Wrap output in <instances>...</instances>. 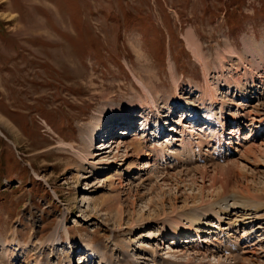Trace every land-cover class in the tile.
<instances>
[{"label": "rangeland", "instance_id": "1", "mask_svg": "<svg viewBox=\"0 0 264 264\" xmlns=\"http://www.w3.org/2000/svg\"><path fill=\"white\" fill-rule=\"evenodd\" d=\"M189 29L208 61L206 77L217 97L212 102L204 95L202 65L184 40ZM226 43L244 61L223 52ZM260 50L262 57L256 58ZM218 51L225 56L223 67ZM263 67L264 0H0V264L13 252L22 256L11 262L25 264V249L32 253L31 264H164L165 258L173 264H264V219L246 220L243 208L210 212L218 209L213 204L218 199L232 203L239 183L249 184L264 202V119L261 128L249 125L264 115ZM135 78L149 87L156 107L148 108ZM132 111L136 116L130 120ZM231 116L242 127L234 141L242 140L218 159L208 138L218 129L217 118ZM159 118L163 128L158 129ZM92 133L89 159L83 162L76 151ZM139 138L174 153L166 147L160 157L149 158L113 148L117 141ZM109 139L114 144L104 148ZM182 140L192 142L187 151ZM247 146L253 148L245 154ZM200 156L203 160H196ZM214 165L216 194L206 190L202 203L201 196L188 197L192 192L184 183L175 205L158 200V185L173 182L177 174L186 181L194 175L199 183V168L211 174ZM170 185H163L167 197ZM138 193L143 200L133 211ZM116 197L124 207L122 217ZM106 203L112 209L105 210ZM190 215L201 218L198 229H207L210 218V230L225 236L217 245L213 232L181 231L178 247L184 253L176 255L169 250L175 244L168 243L175 227L171 219L179 218L184 227ZM199 239L208 250L195 245Z\"/></svg>", "mask_w": 264, "mask_h": 264}, {"label": "bare ground", "instance_id": "2", "mask_svg": "<svg viewBox=\"0 0 264 264\" xmlns=\"http://www.w3.org/2000/svg\"><path fill=\"white\" fill-rule=\"evenodd\" d=\"M8 17V19H10V15H7ZM184 40H185V43H186V46H187V48L191 51V53H192V55L194 56V58L202 65V68H203V72H204V75H205V78H206V80H205V82L207 83V85H206V91L204 92V95H205V97L207 96V98L210 100V102H212L213 100H216L217 99V97H216V93H215V89H213L209 84H208V81H207V77H206V72H205V69H206V64H207V62L208 61H206V57H205V55L203 54V52H202V48H201V44H200V42L198 41V38L196 37V35H195V33L193 32V30H187V32L185 33V35H184ZM256 46V45H255ZM255 48V47H254ZM258 48V47H257ZM247 49H251L250 47L249 48H247ZM256 50V49H255ZM223 52H227V53H229V54H231V56H235V57H237L240 61H244V59H243V56L242 55H240L229 43H226V46H225V48L223 49ZM248 52V51H247ZM259 53H257V54H254L255 56H257L256 58H260V57H262L261 56V54H262V52H261V50L260 51H258ZM251 53V55L253 54V52L251 51L250 52ZM216 58H217V60H218V63L220 64V66L221 67H223L224 65H223V60L225 59V56L223 55V53L222 52H217V54H216ZM256 58H254V59H256ZM262 61V60H261ZM247 68H246V66H245V70H246ZM248 69H249V67H248ZM263 70H264V67H263ZM263 72H259V74L257 75V77H259V79H261L260 77H262V74ZM244 74H245V71H244ZM246 75V74H245ZM136 79V81H137V83H138V85H139V87H140V89L142 90V92L144 93V97H145V100H146V103H147V106H148V108L149 107H156L157 105H156V101L154 100V96H153V94H152V92L149 90V87L143 82V81H141V80H139V79H137V78H135ZM238 80V79H237ZM236 80V82L238 83V81ZM255 79H252V76H251V86H252V88L254 87V86H256L255 85V81H254ZM259 81H261V80H259ZM244 98V97H243ZM168 103V102H167ZM170 107V106H169ZM134 108V107H133ZM117 110L116 109H112L111 110V113H113L112 115H115V112H116ZM157 112H159V111H157ZM167 113H169V111L167 112ZM248 115V114H247ZM255 115H257V114H255ZM128 117V119H130V120H132V118L133 117H135L136 115H134L133 114V111H132V113H130L129 115H127ZM167 116H165V118H166ZM196 117H198V114L196 113V111H194L193 112V114H192V117L191 118H196ZM244 117V116H243ZM146 118V117H145ZM144 118V119H145ZM190 118V119H191ZM246 118H249V117H246ZM263 119H264V115H261V116H259V117H253L251 120H254V122H249V125H252L255 129H257L259 126H258V123H260V124H263ZM159 121H158V123H157V127H158V129L159 128H163V126H162V123H161V118H159L158 119ZM114 120H112V121H110V123H115L116 121H114ZM129 121V120H128ZM145 123H144V127L143 128H147L149 125H148V120L147 119H145V120H143ZM211 121V120H210ZM213 121V120H212ZM230 122L232 125H230V127H229V130H228V132H227V134L226 133H223L224 132V126H226L225 124H228L227 122ZM228 121H224L223 119H220V118H217L216 119V122H215V124H213V125H216V126H218L219 127V130L218 131H216V134H214L215 133V130H214V128L212 129V136H213V138H208V141L209 140H213V142L210 144V145H213V150L211 151L213 154H217V156H219V157H225L226 155L225 154H228V153H224V152H228L229 150H231V152L233 151H235L234 149H233V147H232V144H239V143H241L240 141L242 140H240L239 142H237V140H235L234 141V135H237V137L236 138H238V135H239V133H240V130L242 129V127L240 126V123H239V120L236 118L235 119V117L234 116H231V118L229 117V120ZM249 121V120H248ZM124 122V121H123ZM207 122V121H206ZM118 123H121V121L120 122H118ZM129 124L131 123V121H129L128 122ZM208 123H210V122H208ZM124 124V123H123ZM117 125V124H116ZM148 125V126H147ZM114 126V125H113ZM215 126V127H216ZM263 126V125H262ZM262 126H260L259 128H261ZM110 127V126H109ZM109 129H111V128H109ZM168 130V129H167ZM122 131H125L126 132V130H122ZM264 131V130H263ZM112 131H110L109 130V133H111ZM211 132V131H210ZM248 132V131H247ZM252 132V131H251ZM229 134V135H228ZM148 136V135H147ZM156 136V135H155ZM250 138H253L252 136H254L253 135V133H250ZM94 137V135H93V133H92V135H89V136H87V138H85L86 140H85V148L84 149H82V150H80V149H78L77 151H76V153H77V156L83 161V162H87L88 161V155H90V152L88 151V149L87 148H89L90 147V145L92 144V138ZM248 137V135L246 136V137H242L243 139L244 138H247ZM145 138V137H144ZM249 138V137H248ZM247 138V139H248ZM130 140V141H129ZM128 141L129 142H127V141H117V144H116V146L114 147L113 146V148L116 150V149H119L120 148V146H122L123 147V153H124V155H128V153L130 152V153H136V155H138L139 153H144L145 154V156H149V158H151L153 155H154V157H156V156H158L159 155V157H160V155H163V150H164V148H168V149H170V152H172V153H174L173 152V148H170V147H168V146H163L162 144L160 145V147H157L156 145H152L151 147L150 146H147V144H146V142H145V140L146 139H143V138H139V139H134V140H131V139H129ZM252 140V139H251ZM250 140V141H251ZM108 141H111L110 142V144H108V145H105V147L104 148H106V147H111L112 146V144H114V141L112 140V139H109ZM154 141H155V139H154ZM165 141V140H164ZM249 141V142H250ZM60 143H62V145L63 144H65V142H60ZM153 143V142H152ZM181 143V146H182V149L183 150H185V151H187V148L189 147V146H191V141H187V142H185V141H181L180 142ZM193 143H194V141H193ZM195 143H198V144H200V141L198 140V141H196ZM248 143V142H247ZM120 144H122V145H120ZM154 144V143H153ZM156 144V143H155ZM151 145V144H150ZM196 145V144H195ZM248 145V144H247ZM253 145V144H252ZM72 146V145H71ZM122 147H121V149H122ZM200 147V146H199ZM192 148H193V146H192ZM192 148H190V149H192ZM253 148V147H252ZM250 146H247V147H245V148H243L244 149V152H245V154L246 153H248V152H250V151H252L251 149H252ZM120 149V150H121ZM194 149V148H193ZM192 149V150H193ZM200 149V148H199ZM257 149V148H256ZM120 150H118V151H120ZM254 150V149H253ZM191 151V150H190ZM199 151V150H198ZM243 151V150H242ZM96 153V155L98 154V151L97 152H95ZM199 153V152H198ZM200 154V153H199ZM212 154V155H213ZM253 154V153H252ZM117 155V154H116ZM174 155V154H173ZM129 156H131V155H129ZM227 156H229V155H227ZM162 157V156H161ZM231 157V156H230ZM177 159V158H176ZM153 160V159H152ZM154 160H155V158H154ZM153 160V161H154ZM159 160H161L160 158H159ZM178 160V159H177ZM196 160H203L202 159V156H200L199 158H196ZM227 160V159H226ZM156 162V161H155ZM159 162V161H158ZM178 163H179V160L177 161ZM188 162V161H187ZM186 162V163H187ZM177 163V164H178ZM181 163V162H180ZM176 164V165H177ZM184 164L185 163H181V165H183V167H184ZM152 165L154 166V163H152ZM178 165H180V164H178ZM186 165V164H185ZM188 165V164H187ZM145 166L147 167V166H150V160H146L145 161ZM158 166V165H157ZM215 166V165H214ZM117 168V167H116ZM154 168H155V166H154ZM158 168V167H157ZM168 168V167H167ZM195 168H197V167H195ZM166 169V168H165ZM198 169V168H197ZM200 169V171H199V177L201 178V180H200V182L199 183H197V180H196V176H194V175H192V177L189 179V181H186V179H183V178H181L182 176H175L174 175V181L173 182H170V183H166V181H165V183H164V181H162L164 184V186L165 185H170V184H172V185H170V187L169 186H167V187H169V189H168V192L169 193H171V195L172 196H165L164 194H165V192L166 191H163L162 189H163V185H158V187L161 189L160 190V193H162L161 194V196L159 197V201H160V203L162 204V205H164V203L166 202V201H171V202H174L173 204L175 205V201L179 198V197H181V196H183V195H181V196H178V193L180 192V191H182L181 190V188L182 187H180V183H184V186H187L188 187V189H190L191 190V192L192 193H190V194H192L191 196H189V193H188V197H190L191 198V200H196L197 198H198V196H201V203L203 202V200H202V198H203V195H204V192L207 190V191H210V194L212 195V193H214L215 192V194H216V179H218V178H216L217 177V174H218V172H219V169H218V167L217 166H215V168L212 170V173L211 174H209L210 172L207 170V168H205L204 166H201V168H199ZM151 170V169H150ZM114 171H116L115 169H114ZM117 171H119V170H117ZM116 171V172H117ZM146 171V170H145ZM148 171V170H147ZM152 171V170H151ZM115 172V173H116ZM149 172V171H148ZM139 173V172H138ZM147 173V172H146ZM161 173V172H160ZM164 173V172H163ZM169 173V172H168ZM167 173V177H169V174ZM181 173V172H180ZM188 173V172H187ZM239 174V173H238ZM160 175V174H159ZM162 175V174H161ZM219 175V174H218ZM158 176V175H157ZM165 176V177H166ZM185 176H188V174H185ZM206 176H208V177H210V179H206ZM141 177V176H140ZM166 177V178H167ZM142 178V177H141ZM162 178V177H161ZM164 178V177H163ZM162 178V179H163ZM145 179V178H144ZM167 179H169V178H167ZM187 179V180H188ZM165 180V179H164ZM206 180L209 182L208 183V186H206ZM120 181H122V180H119V182ZM150 181V180H149ZM148 181V182H149ZM162 182H161V184H162ZM187 182V183H186ZM122 183V182H121ZM145 184V183H144ZM149 184V183H148ZM237 184V183H236ZM151 185H154V184H151ZM120 186V185H119ZM122 186V185H121ZM172 186H175L174 188L172 187ZM239 187H241V191L240 190H237V191H239L238 192V194L237 193H232L230 196H231V198L233 199V202L232 203H225L227 200H225L224 201V199H223V202H221L219 199H218V201L217 202H219V203H213V204H219V207H218V209L217 210H215L213 207H211V209L214 211H210L212 214L214 213V214H216V213H218V211H222V212H228V208L227 207H231V208H229V210L230 209H236V208H243V216H245L246 214H247V216L245 217L246 218V220H248L247 218H250V217H252V216H257L256 217V219L258 218V219H264V217H262V216H264V214H258L260 211L259 210H262V209H264V202H262L261 200H258V197H255V195H254V193H252V191H251V187L249 186V184H245V185H241L240 183H239V185H238ZM234 187V186H233ZM225 188V187H224ZM238 188V187H237ZM152 190H157L156 189V187L154 188V186L152 187ZM172 190H174V192H171ZM136 191V190H135ZM196 191H198V194L196 193ZM241 192V193H240ZM151 193V192H150ZM169 193H167V194H169ZM196 193V194H195ZM245 194V195H244ZM210 195V196H211ZM215 196H217V195H215ZM185 198V197H184ZM186 199V198H185ZM188 199V198H187ZM140 200H143V197L138 193V195L136 196V195H134V197H133V200L131 201V204L133 205L132 206V209H133V211H135L134 210V208H135V205H136V203L138 202V201H140ZM152 199H149V203L151 204H147V207L148 208H150L152 205H153V203H152ZM248 201H251V202H253L255 205L254 206H251V205H249V203H247ZM142 202H146L145 200L144 201H142ZM107 205L106 206H104V208H105V210H109V209H112L111 207L113 206L112 204H110V205H108V203H106ZM121 201L119 200V198L118 197H116L115 198V206H117V208L119 209V212H118V216H120V217H122L123 216V214L125 213V211H124V207L123 206H121ZM249 205V207H247L246 208V206H248ZM121 206V207H120ZM104 208H102V209H100V210H104ZM261 208V209H260ZM115 209V208H114ZM251 209H254V211L255 212H250L249 213V215H248V213L247 212H249V211H253V210H251ZM172 211H174V208L172 209ZM209 211H206L208 214H210V212ZM259 211V212H258ZM234 212V211H233ZM258 212V213H257ZM161 212H158V216L160 217L161 215H162V213L160 214ZM212 214H211V216H212ZM238 215V214H237ZM210 215L208 216V217H211ZM240 216V215H239ZM260 216V217H259ZM218 217H219V215H218ZM236 217V216H235ZM221 218V217H220ZM237 218V217H236ZM255 218V217H254ZM185 219V218H184ZM214 219V218H213ZM226 219H227V217H226ZM241 219V218H240ZM252 219V218H251ZM172 222L175 224V227L174 228H172L171 229V231H170V233H171V235H172V239H170L169 241H168V243L169 244H175L174 246H169V250L171 249V250H175L174 252H176V255L177 254H179L178 252H180V253H184V251L182 250L183 248H179L178 247V235H180L181 234V231H183V232H185V233H187L188 231L187 230H195V231H198V232H204V234L207 236V234H210V232H213L212 230H210V227L211 226H214V223H212L211 221H212V219H208V222H207V229H205V230H202V229H198V225H197V223H199V222H201V218H199V217H196V216H193V215H190L189 217H188V219H187V223L186 224H184V227H182V223H181V221L179 220V218H176V217H172ZM243 221V220H242ZM253 221V220H252ZM251 221V222H252ZM264 221V220H263ZM244 222V221H243ZM234 223V222H233ZM199 224H201V223H199ZM206 224V223H205ZM230 224V223H229ZM120 225V224H119ZM228 225V224H227ZM226 225V226H227ZM231 225H233L232 223H231ZM236 225V224H235ZM260 224H258L257 226H259ZM203 226H205V225H203ZM208 226H209V228H208ZM226 226H223V228H220L221 230L219 231V233L221 234V233H224V230L223 229H225V228H227ZM230 227V226H229ZM242 227V226H241ZM201 228V227H200ZM238 228V227H237ZM223 230V231H222ZM163 231V230H162ZM227 231V230H226ZM164 233H168V231H166V232H164ZM197 232H195V234H196ZM214 233V232H213ZM238 233V232H237ZM227 234V237H228V240H230L231 239V237L233 236L234 237V235H232V233L229 231V232H227L226 233ZM235 234V233H234ZM205 235L203 236V238H205ZM209 236V235H208ZM222 236H225V233L222 235ZM222 236H217V234H215L214 233V236H212L211 237V239L212 240H215V242H217V245H218V243H221V239H222ZM236 236V235H235ZM242 236H243V233H242ZM218 237V238H217ZM239 238H240V236H238ZM246 238V237H245ZM259 238V237H258ZM262 238H264V237H262ZM161 239H163V237L161 238ZM166 239V238H165ZM210 238H208V241L209 242H212V240H211ZM236 240V239H235ZM242 240V239H241ZM259 240H260V238H259ZM201 241H203V239H199V242H196V244L195 245H197V246H199V247H206V249L208 250L209 248H208V246H205L204 244H203V242H201ZM182 242H184V241H182ZM188 242V241H187ZM228 242V241H227ZM230 242V244H233L231 241H229ZM237 242V241H236ZM223 243V242H222ZM210 244H212V243H210ZM238 244V243H237ZM213 245H214V243H213ZM188 247V246H187ZM196 246H194V245H192V247L191 248H189V249H191V250H193L192 248H195ZM212 247V246H211ZM157 248H159V247H157ZM225 248V247H224ZM19 249H21V247L19 248ZM45 249V248H44ZM188 249V250H189ZM224 250V249H223ZM24 251V250H23ZM45 251V250H44ZM43 251V252H44ZM204 251V253H205V249L203 250ZM218 251V250H217ZM94 252V251H93ZM105 252V254H106V251H104ZM196 252V251H195ZM24 255H25V259L27 258V260H24L23 262L25 263V264H31V261H29L28 260V258L29 257H31L32 256V253H30V249L28 250V249H25V252H22ZM197 253L199 254V250L197 251ZM201 253V255H202V252H200ZM204 253H203V255H204ZM214 253V252H213ZM104 254V253H103ZM209 255L210 254H212V252H210V253H208ZM91 255H93V254H91ZM180 255V254H179ZM213 255V254H212ZM219 255V254H218ZM10 259L8 260V262L6 263V264H14V262H11V261H15V259H17V260H19L18 259V257L19 256H22L21 255V253H20V255H18V254H16L15 255V252H13V253H10ZM90 256V255H89ZM220 256V255H219ZM4 261V260H3ZM173 261L174 260H172V259H170V258H165V263L164 264H173ZM175 262V261H174ZM0 263H1V260H0ZM40 264H49V262H48V260H46L45 262H43V263H40ZM189 264V263H188Z\"/></svg>", "mask_w": 264, "mask_h": 264}]
</instances>
